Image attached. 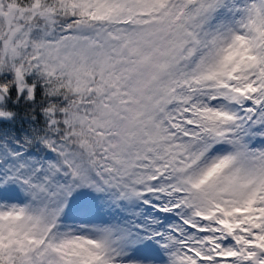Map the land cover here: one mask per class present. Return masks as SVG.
Wrapping results in <instances>:
<instances>
[{"label":"snow or ice","instance_id":"obj_1","mask_svg":"<svg viewBox=\"0 0 264 264\" xmlns=\"http://www.w3.org/2000/svg\"><path fill=\"white\" fill-rule=\"evenodd\" d=\"M0 264H264V0H0Z\"/></svg>","mask_w":264,"mask_h":264}]
</instances>
